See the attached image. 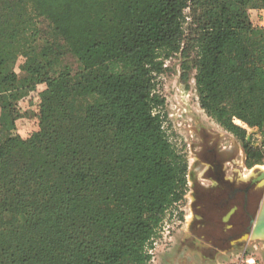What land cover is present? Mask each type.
Masks as SVG:
<instances>
[{"label":"trees","instance_id":"1","mask_svg":"<svg viewBox=\"0 0 264 264\" xmlns=\"http://www.w3.org/2000/svg\"><path fill=\"white\" fill-rule=\"evenodd\" d=\"M251 8L264 0H0V264L151 260L188 170L156 79L187 48L202 108L262 160L237 122L264 136ZM40 84L39 128L23 137L18 101Z\"/></svg>","mask_w":264,"mask_h":264},{"label":"rangeland","instance_id":"2","mask_svg":"<svg viewBox=\"0 0 264 264\" xmlns=\"http://www.w3.org/2000/svg\"><path fill=\"white\" fill-rule=\"evenodd\" d=\"M189 14V9L187 10ZM250 15L255 27L264 28V9L251 8ZM190 22V18H188ZM188 26V24H186ZM195 51L187 48L165 60V70L157 76V91L165 98L163 112L166 114L167 131L189 160L188 186L186 195L171 210L154 238L150 249L152 258L147 264H264V236L253 234L255 220L264 199V156L259 163L247 160L243 142L233 132L227 130L202 108L195 82ZM74 62L73 58H69ZM20 77L24 72L17 68ZM45 88L40 84L36 90L18 101L17 131L29 136L39 128V92ZM247 129V139L254 147L264 148V136L257 128L237 121ZM5 134L0 133V142ZM219 152L220 164L226 177L245 188L253 186L257 191V202L251 210L248 223L235 225V236L221 244L219 239L222 228L231 226L230 218L237 207L223 216L218 225L203 224L199 207L194 199V190L201 183L214 184L210 172L206 176L201 170L208 168L216 159L208 158L211 147ZM208 162V163H207ZM204 163H207L206 165ZM224 213V212H223ZM247 226V227H246ZM213 230H212V229ZM234 234V233H233Z\"/></svg>","mask_w":264,"mask_h":264},{"label":"flooded vegetation","instance_id":"3","mask_svg":"<svg viewBox=\"0 0 264 264\" xmlns=\"http://www.w3.org/2000/svg\"><path fill=\"white\" fill-rule=\"evenodd\" d=\"M217 157H219L218 149L215 146L211 147L208 152V158L216 160L215 162L210 161L211 163L207 162L209 167L207 168L205 166L201 172L203 176H206L207 173L210 172L212 175H208L206 179L210 178L209 182L211 181V183L213 182L214 184L206 185L205 183H201L197 186L194 190V203L197 208L199 207V213L201 215L199 219L203 220V224H200L199 228H201L202 225L206 227L207 222L218 225L220 221H223V216L225 214H227L235 206L237 207V214L235 215L234 212L230 218L232 225L229 226L227 231L222 228L219 239L223 246L226 240L229 241L231 236H235V225H240L241 223L242 226L246 223H248L247 226L249 225L252 216L251 210L255 206L258 197L255 187L246 186L243 189L236 185L231 178L226 177L222 170L223 165L220 164L219 158L217 159ZM186 160L189 170V160L187 157ZM207 163L204 164L206 165ZM188 170L187 186L189 183Z\"/></svg>","mask_w":264,"mask_h":264},{"label":"water","instance_id":"4","mask_svg":"<svg viewBox=\"0 0 264 264\" xmlns=\"http://www.w3.org/2000/svg\"><path fill=\"white\" fill-rule=\"evenodd\" d=\"M262 177H264V169L262 171ZM253 234L255 236L257 235L264 236V199L262 201L259 213L255 220Z\"/></svg>","mask_w":264,"mask_h":264}]
</instances>
